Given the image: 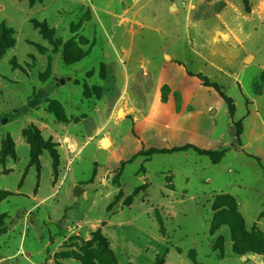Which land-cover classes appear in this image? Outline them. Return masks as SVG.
<instances>
[{
  "label": "rangeland",
  "instance_id": "rangeland-1",
  "mask_svg": "<svg viewBox=\"0 0 264 264\" xmlns=\"http://www.w3.org/2000/svg\"><path fill=\"white\" fill-rule=\"evenodd\" d=\"M247 6L0 0L14 38L0 58V264H82L73 254L97 230L108 240L113 216L117 264H134L132 241L154 253L137 264H264V0ZM32 127L52 147L34 162ZM185 145L225 154L145 156Z\"/></svg>",
  "mask_w": 264,
  "mask_h": 264
},
{
  "label": "trees",
  "instance_id": "trees-1",
  "mask_svg": "<svg viewBox=\"0 0 264 264\" xmlns=\"http://www.w3.org/2000/svg\"><path fill=\"white\" fill-rule=\"evenodd\" d=\"M245 8L248 10L247 0H244ZM34 26L40 29V32L43 35L49 36L51 31L48 30L44 23L34 22ZM14 45V38L12 37L11 29L5 27V25H0V58L5 54L6 50L11 48ZM213 87L216 88L214 85ZM167 88V87H166ZM168 90V89H167ZM218 91V89L216 88ZM221 97H223L227 104V111L232 120V123L235 128V135L237 141H239L240 136L242 134V122L241 121H233L235 109L234 106L229 103V100L224 97L222 93H219ZM38 103L37 97L35 96L33 100L30 102V107H35ZM26 140L31 144V161H37L38 156L41 151L47 149L52 152L51 144L48 142H44L41 136L38 134V131L35 128L27 129L23 132ZM5 150L12 151V142L10 139H7V142L4 145ZM187 149L194 150L197 154L201 156L208 157L212 164H218L220 160L223 158L225 152L224 151H207V150H199L197 148L191 146H185L183 148H174L171 150H157L150 149L145 153V156H150L154 154H171L174 152L185 151ZM258 162V160H257ZM55 162V166H56ZM264 171V167H261ZM93 246H96L93 249ZM74 258L81 262L82 264H117L115 256L113 252L109 248L108 240L102 235L100 230L95 231L92 234L90 240L83 243V247L73 254ZM154 264H164V255L160 256Z\"/></svg>",
  "mask_w": 264,
  "mask_h": 264
},
{
  "label": "crops",
  "instance_id": "crops-1",
  "mask_svg": "<svg viewBox=\"0 0 264 264\" xmlns=\"http://www.w3.org/2000/svg\"><path fill=\"white\" fill-rule=\"evenodd\" d=\"M185 146L194 147L192 145H185ZM185 146L174 147V148H183ZM174 148H171V149H174ZM194 148H196V147H194ZM171 149H165V150H171ZM157 150H159V149H157ZM187 150H192V149H187ZM187 150H185V151H187ZM185 151H179V152H185ZM174 153H178V152H174ZM171 154H173V153H171ZM154 155H157V154H154ZM190 175L192 178V176L195 175V172L194 171L190 172ZM166 177H171L172 186L175 188L176 187V176L174 175L173 171H168L165 175V178ZM139 178H141L143 182L152 183V182H150L149 174H147L146 171L141 173V176ZM189 182H190V178L185 177L183 187L180 188V191L187 193L188 192L187 186H188ZM162 183L163 182L160 181L158 184H162ZM191 198H193V197H191ZM114 221H115V217L113 216V218L107 222L108 225H110V226L113 225V226L109 229L110 230L109 233H107V232L105 233L106 234L105 236L109 240L110 249L112 250L114 255H116L117 259L120 260L119 257H121L123 254V250H122L123 249V243L122 242H123L124 238L122 239V236H121V238L114 237L113 230H114V228H117V227H123L122 226L123 224L120 221H117V222H114ZM85 238L87 239V237H85ZM130 257H131L130 261L134 264L140 263L141 261H143L144 258L146 259V262H151L154 259V253L151 252V253L146 254L141 245L134 243L132 241ZM64 263L65 264H76V262L74 260H70V259L65 260Z\"/></svg>",
  "mask_w": 264,
  "mask_h": 264
},
{
  "label": "water",
  "instance_id": "water-1",
  "mask_svg": "<svg viewBox=\"0 0 264 264\" xmlns=\"http://www.w3.org/2000/svg\"><path fill=\"white\" fill-rule=\"evenodd\" d=\"M81 192V190L79 188H76V190L74 191V195L77 196L79 193Z\"/></svg>",
  "mask_w": 264,
  "mask_h": 264
},
{
  "label": "bare ground",
  "instance_id": "bare-ground-1",
  "mask_svg": "<svg viewBox=\"0 0 264 264\" xmlns=\"http://www.w3.org/2000/svg\"><path fill=\"white\" fill-rule=\"evenodd\" d=\"M105 144H107V142H105Z\"/></svg>",
  "mask_w": 264,
  "mask_h": 264
}]
</instances>
